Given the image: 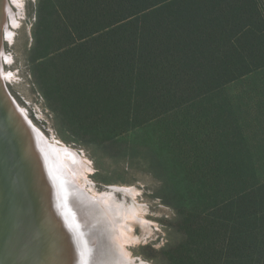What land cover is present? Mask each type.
I'll return each instance as SVG.
<instances>
[{
	"label": "trees",
	"instance_id": "obj_1",
	"mask_svg": "<svg viewBox=\"0 0 264 264\" xmlns=\"http://www.w3.org/2000/svg\"><path fill=\"white\" fill-rule=\"evenodd\" d=\"M32 10L27 61L50 107L108 132L88 141L140 162L174 212L156 262L264 264V0Z\"/></svg>",
	"mask_w": 264,
	"mask_h": 264
},
{
	"label": "bare ground",
	"instance_id": "obj_2",
	"mask_svg": "<svg viewBox=\"0 0 264 264\" xmlns=\"http://www.w3.org/2000/svg\"><path fill=\"white\" fill-rule=\"evenodd\" d=\"M12 11L10 0H0V115L30 178L32 172L35 191L39 193L44 188L45 193L40 194L49 200L42 220L55 240H60L62 249L60 257L57 255L55 260L52 257L50 264H136L130 260L125 239L129 230L127 221L138 209L117 202L115 193L122 188L111 186L96 192L88 188V182H81L86 168L79 152L55 138H47L9 90L14 75L5 70L11 57L5 52L4 44L12 42V28L17 24ZM105 234L120 253L116 263H112L111 256L103 254V249L97 248L99 238Z\"/></svg>",
	"mask_w": 264,
	"mask_h": 264
},
{
	"label": "rangeland",
	"instance_id": "obj_3",
	"mask_svg": "<svg viewBox=\"0 0 264 264\" xmlns=\"http://www.w3.org/2000/svg\"><path fill=\"white\" fill-rule=\"evenodd\" d=\"M18 1L19 3H14L10 0L17 24L12 28L14 34L12 42L4 44L5 52L11 57V62L5 65V70L14 75L12 82L8 85L11 94L19 105L25 108L29 119L47 138H55L61 144L79 152L86 168L85 177L79 180L85 184L88 182V188L96 192L108 190L111 186L122 188L123 191L118 190L115 193L117 202L132 207L136 211L138 209L137 214L130 216L127 221L129 230H127L125 241H127L126 248L131 257L130 260L136 264H158L152 251H157L167 243L166 227L174 217L173 210L164 205L155 195L159 182L145 171L140 162L130 164L121 156L115 159L105 158L103 156L105 148L94 146L88 141L91 137L101 138L102 134H108V132L95 134L77 124L75 120L78 118L69 114L60 117L50 107L35 84L31 66L27 61L36 16L32 8L36 0ZM118 152L119 150L112 149L113 155ZM123 188L129 191L126 192ZM132 238L136 241L132 242ZM97 248L103 249V254L107 257L111 256L114 260L112 263L117 262L120 253L106 234L99 238Z\"/></svg>",
	"mask_w": 264,
	"mask_h": 264
},
{
	"label": "water",
	"instance_id": "obj_4",
	"mask_svg": "<svg viewBox=\"0 0 264 264\" xmlns=\"http://www.w3.org/2000/svg\"><path fill=\"white\" fill-rule=\"evenodd\" d=\"M11 139L0 115V264H50L62 249L42 220L49 200L44 188L35 191Z\"/></svg>",
	"mask_w": 264,
	"mask_h": 264
}]
</instances>
